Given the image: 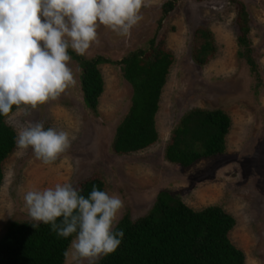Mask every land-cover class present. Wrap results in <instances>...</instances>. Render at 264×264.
Masks as SVG:
<instances>
[{
    "label": "rangeland",
    "instance_id": "374dc122",
    "mask_svg": "<svg viewBox=\"0 0 264 264\" xmlns=\"http://www.w3.org/2000/svg\"><path fill=\"white\" fill-rule=\"evenodd\" d=\"M169 1L175 9L163 18V5ZM239 3L251 15L249 39L257 73L238 55ZM145 4L143 19L127 36L98 26L100 44H93L84 56L117 63L132 52L149 49L154 40L156 45L164 43L175 61L157 115L158 143L137 153L117 154L113 141L130 110L133 88L119 66L102 65L105 91L95 116L85 106L81 70L71 59L75 84L58 99L38 106L30 117L14 113L7 120L15 131L27 120L42 121L45 129H62L75 139L52 164L37 160L31 149L19 155L17 147L6 160L0 238L11 222L31 221L23 201L27 190L65 182L78 188L99 178L107 193L123 200L119 222L128 213L133 221L146 216L163 191L196 211L221 206L236 219L230 239L245 253L246 264H264V0H145ZM199 28L213 33L217 49L205 66L193 58ZM195 109L224 111L232 120L231 132L224 155L182 169L166 159V149L181 119Z\"/></svg>",
    "mask_w": 264,
    "mask_h": 264
},
{
    "label": "trees",
    "instance_id": "16d2710c",
    "mask_svg": "<svg viewBox=\"0 0 264 264\" xmlns=\"http://www.w3.org/2000/svg\"><path fill=\"white\" fill-rule=\"evenodd\" d=\"M174 9L173 1L165 3L163 18ZM236 25L238 55L257 73L258 64L249 39L251 15L243 3H239ZM194 41V61L205 66L217 51L213 33L199 28ZM155 43L152 41L149 49L132 52L117 63L103 56L89 59L69 49V55L81 70L85 106L95 116L105 91L102 65L119 66L123 78L133 88L130 110L113 141L117 154L137 153L159 141L157 115L175 59L163 42ZM15 112L13 106L9 117ZM9 117L0 115V189L5 180L3 165L16 149V131L8 124ZM231 127L230 116L222 110H192L172 132L166 159L179 168L189 169L202 160L224 155ZM93 185L106 191L105 183L99 178L82 183L78 189L87 197ZM31 224V221H15L7 226L0 238V264H65L63 253L71 237H58L50 225L40 223L36 229ZM236 225V219L221 206L196 211L177 196L163 191L146 216L133 221L129 213L125 215L117 225L124 231L120 246L97 264H246L245 253L230 239Z\"/></svg>",
    "mask_w": 264,
    "mask_h": 264
},
{
    "label": "clouds",
    "instance_id": "9594fccd",
    "mask_svg": "<svg viewBox=\"0 0 264 264\" xmlns=\"http://www.w3.org/2000/svg\"><path fill=\"white\" fill-rule=\"evenodd\" d=\"M145 0H0V115L30 117L38 106L54 101L75 79L69 49L85 55L99 46L98 26L127 36L143 19ZM75 139L64 130L45 129L42 121L16 127L18 154L31 149L37 160L52 164ZM72 183L32 188L23 201L32 226L50 225L71 242L65 264H97L117 250L124 206L118 194L93 185L87 197Z\"/></svg>",
    "mask_w": 264,
    "mask_h": 264
}]
</instances>
